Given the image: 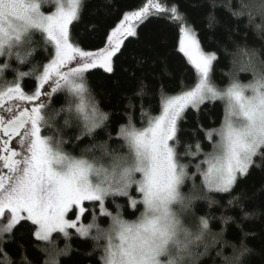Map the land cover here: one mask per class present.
Wrapping results in <instances>:
<instances>
[{"label": "snow or ice", "instance_id": "snow-or-ice-1", "mask_svg": "<svg viewBox=\"0 0 264 264\" xmlns=\"http://www.w3.org/2000/svg\"><path fill=\"white\" fill-rule=\"evenodd\" d=\"M45 3L0 0V58L15 55L23 63L21 50L31 47L37 33L48 52L42 72L33 67L30 72H18L12 83L0 82V257L5 264H13L3 245L13 242L14 234L30 222L35 240L53 245L43 249L47 253H68V245L65 249L54 247V234L68 239L69 230H75L79 236L88 237L95 229L93 239L106 240L105 255L101 257L104 264H161L179 228L176 207L183 212L192 208L195 200L208 199L207 193L231 192L238 177L249 174L255 158L264 159V78H254L248 84L233 80L226 89L217 88L210 79L217 54L202 49L176 6L165 8L147 0L145 6L123 15L106 35L103 47L85 50L73 42L70 32L74 23H80L82 0H55V10L48 13L42 11ZM165 12L173 21L181 22L177 51L194 69V87L164 97L159 114L148 116L145 127L131 123L121 126L119 137L126 148L122 155H114L104 143L73 155L65 150L70 141L63 138L62 128L57 129L55 138L42 134L45 128L53 127L59 115L49 109V102L61 91L80 98L75 105V119L82 121V130L73 137L72 147L84 137L94 139L97 130L106 128V113L94 104L85 110V74L93 69L112 73L114 58L125 42L138 38L137 29L151 15ZM260 15L264 17V6ZM94 30L95 25L90 24L88 31ZM25 55L31 56L32 52ZM243 56L246 59L241 60V69L251 70L256 77L253 56L249 51ZM7 68V63L0 66V78ZM33 75L38 83L29 92L19 81ZM215 100H223L225 108L221 126L204 132L208 141L218 138L212 151L203 152L199 142L182 144L180 125L186 110H198L205 101ZM72 112L70 105L69 117ZM63 126L71 127L72 120L65 118ZM93 149H98L100 156ZM104 158L110 159L107 166L102 162ZM190 168L195 171L190 172ZM197 174L203 178L205 194L186 195L182 189ZM133 188L140 194L139 199L131 194ZM115 196L128 197L131 208L139 211L140 205L142 211L133 220H125L120 212L113 215L105 201ZM86 202L98 204L99 213L110 217L109 228H101L96 222L95 209L92 222L82 223L89 212ZM214 203L209 199V206ZM70 213L74 218H69ZM200 226L209 230V220L200 217ZM19 247L23 251V245ZM21 264H30L26 255L21 256ZM45 264H55V256L49 255Z\"/></svg>", "mask_w": 264, "mask_h": 264}, {"label": "trees", "instance_id": "trees-1", "mask_svg": "<svg viewBox=\"0 0 264 264\" xmlns=\"http://www.w3.org/2000/svg\"><path fill=\"white\" fill-rule=\"evenodd\" d=\"M157 1L168 7L176 6L183 17V23L196 33L202 49L217 54L218 60L213 62L211 79L218 88L229 86L237 64L240 65L241 60L246 59L243 52L259 51L264 57V29L260 27L264 25V17L260 15L264 0ZM146 2L147 0H82L80 23H74L70 28L73 42H78L85 50L103 47L106 35L123 15L139 9ZM54 8L55 1L50 6H42L46 13ZM90 24L95 25L94 31H88ZM180 27L181 22L173 21L168 12L151 15L137 29L138 38H129L122 52L114 58L112 73L93 69L85 74L88 102L108 115L106 128L97 130L94 139L84 137L77 147H72V143H75L73 137L82 130V121L75 119L78 115L75 112L77 102L66 91L58 92L51 98L49 109L59 115L55 117L53 127L45 128L42 134L52 135L53 129L57 131L62 128L63 138L70 141L65 144V150L77 156L81 154V150L100 143L106 144L114 155L124 154L126 148L119 137L121 126L131 123L137 128L145 127L148 116L159 114L164 97L190 90L197 83L193 67L177 51ZM27 52H32V55L26 56ZM21 56L24 57L23 63L15 55L11 59L0 58V66L8 64L0 82L12 83L18 72H30L33 67L42 72L43 65L48 62V52L39 33L33 36L31 47L21 50ZM239 79L248 82L252 79V74L242 72ZM19 82L29 92L38 83L34 75L24 77ZM70 105L73 109L71 117L68 114ZM224 108L225 104L221 100L206 101L198 110L188 108L180 125L182 144L194 145L199 142L203 152H211L217 139L214 136L212 141H208L204 132L221 126ZM65 118L72 120L71 127L63 126ZM93 152L100 156L98 149H93ZM202 158L201 155L200 159ZM102 162L107 166L110 159L104 158ZM194 171V168H190V172ZM192 182L195 185L194 192L204 195L206 190L202 188V176L197 174ZM131 194L140 198L135 188ZM207 197L208 199L195 200L191 208L195 216H203L209 220V239L213 243L210 254L201 259L200 264H221L220 257L233 253L234 247L240 246L242 242L252 250L244 258L243 264H264V159L259 156L255 158L249 174L238 177L231 192L207 193ZM209 199L216 203L209 206ZM229 200L232 204L228 203ZM116 205L120 207L117 208ZM105 206L113 215L120 212L129 220L135 219L142 211L140 205L139 211L131 208L128 197L123 196L108 197ZM86 207L89 212L82 218V223L92 222L95 209L96 222L100 227L106 228L110 224V217L99 213L98 204L86 202ZM69 218H74L72 213ZM69 231L71 235L68 239L62 234L53 235L55 248L65 249L66 245L70 246L68 254L60 257V264H102V246L105 241L93 239L95 229L88 237L79 236L75 230ZM14 237L13 242L3 245L13 264H21L22 255L27 256L30 264H45L48 255L43 249L53 245L35 240L30 222L25 223ZM20 245H23V251ZM0 264H5L3 257H0Z\"/></svg>", "mask_w": 264, "mask_h": 264}, {"label": "clouds", "instance_id": "clouds-1", "mask_svg": "<svg viewBox=\"0 0 264 264\" xmlns=\"http://www.w3.org/2000/svg\"><path fill=\"white\" fill-rule=\"evenodd\" d=\"M260 27L264 29V25H260ZM249 52L254 58L256 71V77H253L251 70L247 71L252 74L251 80L254 78H264V57L261 56L259 51ZM242 72L245 71L241 69V65L237 64L235 71L233 72L232 81L234 80L241 84H248L251 80L248 82H242L239 79V74ZM51 136L55 138V129H53ZM175 211L179 220V228L176 235L171 239L169 245L165 249L163 258L161 259V264H200L201 259L209 255L210 249L213 247L212 240L209 239L210 229L207 231L202 230L200 226V218L195 216L191 208L181 212L179 206H177ZM124 219L129 220L126 218ZM110 224L104 229L109 228ZM101 240L105 241V244L102 246V256H104L106 240L104 238ZM251 251V248L244 244L243 246H236L233 249V253L220 257L221 264H243L244 258ZM47 255L48 257L49 255H54L55 264H60V257L65 254L63 252L50 250ZM102 264H104L103 260Z\"/></svg>", "mask_w": 264, "mask_h": 264}, {"label": "rangeland", "instance_id": "rangeland-1", "mask_svg": "<svg viewBox=\"0 0 264 264\" xmlns=\"http://www.w3.org/2000/svg\"><path fill=\"white\" fill-rule=\"evenodd\" d=\"M55 0H46V3L44 4V5H46V6H50L51 4H52V2H54ZM153 2L154 3H159L161 6H163V7H165V8H171V7H168V6H166L165 4H162V3H160V2H158L157 0H153ZM147 3V2H146ZM146 3L144 4V5H142V6H145L146 5ZM141 6V7H142ZM140 7V8H141ZM54 10H55V8H54ZM53 10V11H54ZM136 10H138V9H136ZM43 11V10H42ZM135 11V10H134ZM188 26V25H187ZM189 27V26H188ZM210 79H211V73H210ZM211 82L213 83V81H212V79H211ZM214 84V83H213ZM216 86V85H215ZM217 87V86H216ZM228 87V86H227ZM226 87V88H227ZM218 88V87H217ZM226 88H219V89H226ZM67 92V91H66ZM71 96H72V98L74 97V99L76 100V104H79L80 103V98L79 97H76V96H74L72 93H70V92H68ZM83 100H84V105H85V110H88L91 106H92V104L91 103H89L88 101H89V99H88V97H87V94L85 93L84 94V97H83ZM224 104H225V102L223 101V100H221ZM206 102V101H205ZM190 108V107H189ZM216 139H218L217 137H216ZM183 191H184V193L186 194V195H190V194H192L194 191H195V185H194V182H192V181H188V182H186V184H185V186H184V188L182 189Z\"/></svg>", "mask_w": 264, "mask_h": 264}]
</instances>
